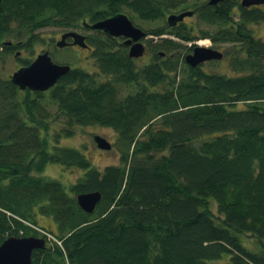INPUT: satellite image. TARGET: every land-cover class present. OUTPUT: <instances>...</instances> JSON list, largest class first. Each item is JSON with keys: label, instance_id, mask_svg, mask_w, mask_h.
Wrapping results in <instances>:
<instances>
[{"label": "trees", "instance_id": "trees-1", "mask_svg": "<svg viewBox=\"0 0 264 264\" xmlns=\"http://www.w3.org/2000/svg\"><path fill=\"white\" fill-rule=\"evenodd\" d=\"M180 3L0 0L1 53L33 46L48 26L72 29L118 13L164 22L145 31L159 41H147L153 61L139 70L120 44L97 37L99 71L111 79L74 69L47 91H31L0 78V242L50 233L39 216L57 230L32 264H264V39L250 27L264 10L206 1L192 10L207 30L195 32L168 23ZM166 34L210 38L235 73L185 64L178 51L186 47ZM123 85L136 90L121 95ZM51 123L60 125L52 133ZM88 125L116 131L120 164L100 171L82 148L61 145ZM49 164L78 178L41 175ZM92 191L101 199L88 214L76 196ZM246 235L258 250L243 245Z\"/></svg>", "mask_w": 264, "mask_h": 264}, {"label": "rangeland", "instance_id": "rangeland-1", "mask_svg": "<svg viewBox=\"0 0 264 264\" xmlns=\"http://www.w3.org/2000/svg\"><path fill=\"white\" fill-rule=\"evenodd\" d=\"M181 6L179 5V9L181 11L185 10H192L196 5H200L208 0H180ZM240 2V0H236ZM261 8L264 10V4H261ZM178 9V10H179ZM180 11V12H181ZM128 17L132 20L134 25L140 27L144 31H148L150 29H155L158 27L163 26L164 22L163 20H155V21H147L140 19L136 15H131L130 13H126ZM186 27L193 26L195 32L197 31H205L207 30V27L204 23L200 22L197 15L192 17H186L185 20ZM250 27L253 29L256 36H258L261 39H264V21L256 22V23H250ZM64 30H68L66 28H60L56 26H48L46 28H43L37 32L39 35L40 40L35 42L33 46L26 47L25 49L20 46L21 50L13 49L9 53H1L3 52L2 48L0 47V78L2 79H10L11 75L14 71H16L18 68L22 67L26 63H31L38 54L43 53L45 51H49V55L51 56L52 60L59 64H68L71 65L73 68L81 69L83 71L90 72L92 74H96V80L98 81H105L108 79H111L110 76H106L102 73H99L98 67L93 65L94 58L93 55H95V51L86 50L81 47H58L56 45L57 39L60 40L61 33ZM164 37H169L175 39L178 43L181 44L182 47H189L194 46L195 44L199 45H205L210 46L211 42L210 39H195L192 41H184L180 40L177 37H173L171 35H163ZM158 36H152L148 34V40L152 42L153 44H156L159 39ZM10 40L17 41L16 38L10 37ZM144 44H146L145 40H142ZM5 42H9L5 40ZM213 44V42H212ZM1 45V44H0ZM214 45V44H213ZM154 50V49H153ZM152 50L151 46H147V53L142 58L135 59L133 61V64L135 66L136 70L141 69L142 66L145 64L151 63L153 60L154 52ZM186 50L187 52L190 50ZM220 51H223V49H219ZM17 52L19 53L17 55ZM229 56L223 58L220 61L217 60H211L207 63H204L202 65L203 70L207 71H216L224 74H233L235 73L232 71V69L229 67ZM160 89L161 87H157ZM136 88L134 85H123L121 89V95L135 92ZM49 132L52 133L55 128H59V124H53L50 125ZM99 135L104 137L106 140L112 143L114 145L117 134L116 131L109 127H103L100 125H88L83 127H76L74 128V135L72 137H62L61 138V145L64 146H70V147H77L82 148L84 152L89 157L90 161L96 168H98L100 171H103L106 166L109 165H118L120 164V153L119 151L114 147L109 150L100 149L96 146L94 136ZM41 175H45L50 178H55L58 180H62L64 183L71 184L78 178L79 171L76 169H65L61 165L56 166L53 164H49L46 166L43 173H40ZM60 177V179H59ZM60 180V181H61ZM61 181V182H62ZM211 208L216 212V208L214 204L212 203ZM38 225L46 228L50 233L45 232L44 230H39L40 232L36 236H43V233H46V244H51L53 242H56L57 239L52 236V233H56V225L51 217L46 216H39L38 219ZM246 236H240L241 241L243 245L251 250H258L261 246V243L257 241L256 239H251Z\"/></svg>", "mask_w": 264, "mask_h": 264}, {"label": "water", "instance_id": "water-1", "mask_svg": "<svg viewBox=\"0 0 264 264\" xmlns=\"http://www.w3.org/2000/svg\"><path fill=\"white\" fill-rule=\"evenodd\" d=\"M225 0H209L210 5L217 4ZM264 0H241V5L249 7L259 5ZM193 11L187 10L180 13L168 15L167 21L173 26L182 21L185 17L191 16ZM92 29L103 30L112 36H123L125 44L130 45L129 55L139 57L144 53L145 46L142 39L146 32L140 27L134 25L126 13H118L106 19L97 21L90 25ZM69 35L74 36L75 42L83 45V39L80 35L67 32L62 35L60 41L56 43L58 47H63L65 38ZM19 53H17L18 55ZM163 54V53H161ZM223 57V53L217 49L206 46H195L191 53L187 54L185 61L190 66H198L209 60H217ZM70 70L68 64H59L52 60L49 51L37 55V57L28 65L22 66L11 75L13 84L20 90L30 89L31 91H46L54 86L57 81ZM94 140L97 147L104 150L111 149V143L104 137L95 135ZM101 199L99 191L80 193L76 196L78 206L86 213L91 214L96 204ZM46 245L44 236H10L0 242V264H32V253L35 250L42 249Z\"/></svg>", "mask_w": 264, "mask_h": 264}, {"label": "flooded vegetation", "instance_id": "flooded-vegetation-1", "mask_svg": "<svg viewBox=\"0 0 264 264\" xmlns=\"http://www.w3.org/2000/svg\"><path fill=\"white\" fill-rule=\"evenodd\" d=\"M209 1V0H208ZM208 1H207V3H208ZM218 3H220V2H218ZM217 3V4H218ZM209 4V3H208ZM214 5H216V4H214ZM185 11H187V10H185ZM191 11H193V14L191 15V16H187V17H192V16H195L196 14V11H194V10H191ZM182 12V11H181ZM186 18V17H185ZM185 18L182 20V21H179V22H183L184 20H185ZM95 22H97V21H94V22H89V21H86V20H84V21H82L81 23H80V25L78 26V27H72V29H68V30H64L62 33H61V36H60V40H61V38H62V35L64 34V33H67V32H72V33H75V34H78V35H80L81 37H82V39H83V45H79V44H77L76 42H75V37L74 36H72V35H69V36H67L66 38H65V41L63 42V47H70V48H74V47H81V48H83V49H86V50H91V52L92 51H95V46L92 44V42H91V40H94V39H98L97 37H99V38H105V39H112V41H114V43H117V44H120L121 45V47L126 51V53H127V56L131 59V60H135V59H138V58H142L143 56H145V54L147 53V41H148V39H146V38H148V35H146L142 40H145L146 41V44H144L143 43V41H142V43L144 44V46H145V50H144V53L141 55V56H139V57H131L130 55H129V50H130V45H126L124 42H125V39L126 38H124L123 36H112V35H109V34H107V33H105L103 30H99V29H92L91 27H90V25H92L93 23H95ZM206 39H210V38H208V37H205ZM199 39H204V38H199ZM60 40H58L57 39V42L58 41H60ZM211 41V40H210ZM56 42V43H57ZM210 47H212V48H214V49H217L213 44H212V42H211V45H210ZM181 48H182V46H181ZM191 48V49H190ZM193 46H189V47H186L185 49H187V50H190V51H186V50H183V49H181L180 51H178V53H179V57H180V59H181V57H182V55L184 54V57H183V59H184V61H185V57H186V55L187 54H189V53H191L192 52V50H193ZM161 53H163V54H161ZM158 54L161 56V57H165L166 56V54H165V52L164 51H162V50H160L159 52H158ZM93 58H94V62H93V65L94 66H96V67H98V70H99V57L95 54V55H93ZM207 62H209V61H207ZM207 62H205V63H207ZM185 64H186V62H185ZM202 64H204V63H202ZM201 64V65H202ZM70 66V70H74V69H77V68H73L71 65H69ZM69 70V71H70ZM100 73V72H99Z\"/></svg>", "mask_w": 264, "mask_h": 264}]
</instances>
